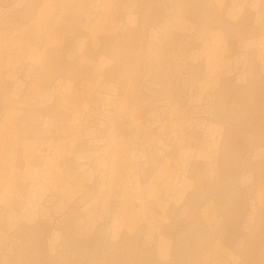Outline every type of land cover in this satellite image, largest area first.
I'll return each instance as SVG.
<instances>
[{
	"label": "rangeland",
	"instance_id": "obj_1",
	"mask_svg": "<svg viewBox=\"0 0 264 264\" xmlns=\"http://www.w3.org/2000/svg\"><path fill=\"white\" fill-rule=\"evenodd\" d=\"M0 264H264V0H0Z\"/></svg>",
	"mask_w": 264,
	"mask_h": 264
}]
</instances>
